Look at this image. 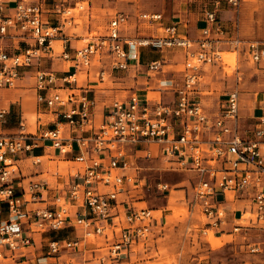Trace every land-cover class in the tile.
<instances>
[{
  "label": "built area",
  "instance_id": "2783aa9c",
  "mask_svg": "<svg viewBox=\"0 0 264 264\" xmlns=\"http://www.w3.org/2000/svg\"><path fill=\"white\" fill-rule=\"evenodd\" d=\"M227 2L239 9L241 0ZM137 17L145 23H157L162 34L126 36L123 29L129 15L118 12L108 21L104 34L87 37V42L76 48L73 55L64 49L62 56L73 61V71L62 77L52 70L37 71L38 103L62 116L69 132L76 127L89 135L66 138L63 124L43 128L38 133L27 132L22 121L18 133L0 131V257L4 258L6 249L15 253L34 245L33 233L57 232L67 227H80L84 235L82 239H50L48 256L61 258V264H79L71 251L92 235L104 238L107 257L113 262L119 263L131 254L137 244L147 240L156 219L149 208L121 200L128 186L138 180V166L128 157L139 144H158L159 152L172 163L173 169L195 175L194 197L189 206L194 211L199 208L205 215L207 229H218L227 221L219 196L225 200L249 198L250 207L242 211L240 219L249 215L251 221H264V101L254 127L242 129L238 87L229 92L215 115L209 114L196 97L201 67L220 60V44L230 43L235 51L248 54L254 62L260 63L264 62V41L227 38L217 10L205 12L207 23L195 38L181 28V23H166L161 12H141ZM60 33H63L62 26H52L44 19L41 2L21 0L12 14L0 13V37H19L29 44L15 53L0 46V86H16L20 68L39 61L43 53L54 52L52 42ZM145 47L178 48L186 53L187 72L183 84L176 88L177 99L174 103L153 104L137 94L128 100L116 99L103 122L95 128L92 103L85 92L79 95L76 92L81 89L77 74L83 70L87 73L94 61H98L101 69L96 77L104 81L109 69H130ZM161 66V60L148 63L153 71ZM168 83L171 88L175 86L173 80ZM9 113L8 108L0 109V128ZM42 141L50 142L63 156L72 152L73 142H76L82 149L76 159L82 162L86 161L85 151H90L89 163L74 175L65 190L70 203L32 207L46 201L44 194L50 187L34 179L25 184L16 183L14 173L20 172L18 160L42 146ZM146 157L152 156L148 153ZM41 162L40 156H34V164ZM130 168L135 172L127 173ZM158 187L163 191L170 189L169 183L161 182ZM62 198L65 201L66 196ZM75 208H84V211H74ZM121 211L123 217H120ZM240 228V225L234 227L235 230Z\"/></svg>",
  "mask_w": 264,
  "mask_h": 264
},
{
  "label": "rangeland",
  "instance_id": "374dc122",
  "mask_svg": "<svg viewBox=\"0 0 264 264\" xmlns=\"http://www.w3.org/2000/svg\"><path fill=\"white\" fill-rule=\"evenodd\" d=\"M36 1L44 4V19L52 21L46 15L48 14L46 2L44 0ZM215 1H219L221 16L229 28H232L234 16L235 18L240 16L241 35L246 39L264 40V0H241L239 9H235L227 0H80L73 5L74 8H68L66 13L63 14V33H60V36L52 42L54 56L60 58L64 49L73 52L76 47H81L86 43L87 37L91 35L104 34L109 19L118 12H124L130 16L128 26L124 28V30L127 29L124 33L128 35L134 33L135 30L139 31L138 28L142 24L136 18L143 11H160L164 13L167 19L171 20L180 15L184 21L182 27L185 30L186 28L189 31L190 29L191 31L196 30V26L203 18L206 8L214 7ZM244 2L249 7L248 10H244ZM185 21L187 25H185ZM191 34L193 35V33ZM65 39L69 40L64 41ZM165 50H175L179 54L182 53L178 49ZM227 50L230 51H223L220 60L216 64L202 65V68L206 67L210 71L207 74L203 73L205 76L201 80L202 83L209 79L212 81L218 79L224 84L223 89L213 87L212 89H205L203 92V96L209 100V103L204 102L210 108H213L214 101L220 95L228 92L232 87L236 88L238 86L236 76L242 77L238 86L242 97L246 95L259 101L258 97H260L261 91H264L260 87L256 88V85L259 86L264 80V63H256L248 54L237 52L234 48H227ZM151 51L152 49L147 48L145 55L148 57ZM231 52L235 53L236 56L235 65L232 64L234 54ZM152 55L160 54L154 53ZM224 56L229 58L231 65L224 62ZM72 63V61H64L63 68L68 69ZM94 63L96 64L92 65L88 71L95 74L99 70L97 66L100 64L98 61H94ZM240 65L241 67H239ZM186 67V61L183 57V62L177 69L183 71ZM25 70L29 73L24 74L25 78L17 87H3L0 90L25 89L26 91H34V88L36 89L35 78L29 79L30 76L35 75L30 73L34 69ZM42 70L48 69L42 65ZM246 71L250 74L243 73ZM86 75L85 70L77 74L80 85L86 79ZM124 76L123 71L114 70L107 72L104 81H100L97 77H92V79L98 83V89L109 91L113 95L110 100H126L136 85H145L146 79L141 78L139 82H134ZM145 91L147 90H141V93H145ZM91 93L89 91L90 95ZM148 95L152 98H159V92H149ZM253 100L249 102L251 107ZM261 100H264V94L261 95ZM34 101L36 100L34 99ZM100 109L97 111L99 118L102 117V113L103 115L107 113L106 110L102 111V107ZM47 110L50 111L51 109L48 108ZM24 111L28 121L27 131L29 132L37 131L38 122L41 121L42 124L47 126V123L54 118V114L51 113L49 115L37 114L36 105L29 110L28 106L24 104ZM53 113L55 112L53 111ZM19 121L18 114L13 113L10 120L2 125L0 131L7 134L18 133L20 130ZM57 154L58 151L51 148L48 150V154L42 157L43 162L49 165L44 171L43 177L49 178L52 185L58 182H68L72 177L71 174L76 172V169L72 168L73 165H77L76 163L64 161ZM137 163L142 167L137 175L138 180L133 185L128 186L129 190L121 195V200L125 199L137 207L152 208L163 205L170 199V205L166 211L168 223L166 229L161 227V223H158L159 227L156 229L154 227L147 240L137 244L134 247L135 250L120 259L119 263H111L107 258L105 264H264V221H251L249 220L250 216L246 215L243 220L236 222L238 223L236 225L241 226L238 230L231 228V230H227V233L221 235V232H218L217 229H207L208 219L199 208H196L195 211L192 210L186 201L188 192L192 195L191 182L195 180L192 172L174 170L170 163L164 162L160 157L139 159ZM29 165H31V162H29ZM160 182L169 183L170 190L163 191L159 189L158 184ZM178 189L181 191H176ZM236 208L237 206L235 210ZM162 213L161 210L154 211L152 215L159 219L162 217ZM211 233H214V235H210ZM77 234H80V231H74V233L64 231L59 236L68 235L73 238ZM87 242V245L92 246L103 244L102 238L97 235L90 236ZM104 251H102L101 257L106 254ZM88 259V257H85L82 261L78 259V262L79 264H85ZM93 264L104 263L95 262Z\"/></svg>",
  "mask_w": 264,
  "mask_h": 264
},
{
  "label": "crops",
  "instance_id": "0c3cea01",
  "mask_svg": "<svg viewBox=\"0 0 264 264\" xmlns=\"http://www.w3.org/2000/svg\"><path fill=\"white\" fill-rule=\"evenodd\" d=\"M21 0H2L1 4H0V13L2 15H10L14 12L15 6L17 5L18 2H20ZM28 3H37L40 1H36V0H25ZM46 2V9L48 14L47 17L50 18L52 21H48L50 23V25L52 26H62V28H64V20L63 19V14L66 13V10L70 7H75L73 5L77 4L80 0H44ZM246 1V0H243ZM244 6V10H248L249 7L246 6V3H243ZM208 10H217L219 19L222 21L223 25L225 26V30H226V37L229 39H232L234 37H239L241 39L244 40H260V39H255V38H251V39H246L241 35V30H240V21L241 18L240 16L236 17L234 16V21L232 23V28H229L227 24H225V21L223 20L222 16H221V10L219 8V1H215L214 7L211 8H206L205 12ZM143 12H160V11H143ZM205 12L203 13V18H201L200 22H198V26H196V30L194 29L193 31H190L186 28V30L182 27L183 26V19L180 15L175 16V19L171 20V19H167L166 16L165 17V21L166 23H171V22H179L181 23V28L183 30H185L189 36H191L192 38H195L198 36V33L200 31V29L202 27H204L206 25V20H205ZM141 13V12H140ZM162 13V12H161ZM164 14V13H163ZM139 15V14H138ZM137 15V16H138ZM264 18V16H263ZM138 22H140V24H142L138 29L135 30L134 33H130V35L124 33L126 32L127 29H123V34L126 36H131V37H135V36H139V35H157V34H162V29H159L158 24L157 23H153V24H149V23H145L141 20L138 19V17L136 18ZM110 20V19H109ZM129 22H130V16H129ZM128 22V24H129ZM128 24L125 26V28L128 26ZM185 25H187V22L185 21ZM143 26V27H142ZM193 33V35L191 33ZM11 33H15L14 30H11ZM69 39H65L64 41H67ZM264 41V40H262ZM0 46L4 47L9 53H15V52H19L24 50L26 47L29 46L28 43L23 42L21 38L19 37H14V36H7V37H0ZM77 48V47H76ZM75 48V49H76ZM147 48L152 49L151 52H149V56L147 57L145 55V50ZM227 48H234V45L230 44V43H222L219 46V52L220 54L223 51H230L227 50ZM170 49H178V48H170ZM66 50V49H65ZM182 53L179 54V52H176L175 50H159V49H155L152 47H145L142 48L140 50V56H139V60L134 61L133 65L130 69L123 71L124 73V77L125 78H130L131 80H133L134 82H139L140 79H146V83L144 86H139L136 85L135 89L132 91V93L130 94L129 98L133 95V94H139L138 96L141 97V99L143 101H148L149 103L153 104V103H157L159 101H163L165 103H174L175 100L177 99V92H176V88L180 87L183 84V79L186 75L187 72V68L184 69L183 71L178 70L177 67L183 62V57L186 61V53L181 50ZM70 55H73V53L75 52V50L73 52H70ZM240 52V51H239ZM154 53H159L160 55H152ZM184 56H183V55ZM155 60H161L162 61V66L159 70L153 71L150 70L148 68V63L151 61H155ZM64 61H72L69 59H65L62 55L60 56V58L55 57L54 56V52H49V53H43L41 58L39 59V61H35L32 65L30 66H26V67H21L20 68V77L17 81L16 86L17 87L19 85L20 82H22V80L25 78L24 74L27 72L25 69H34L33 71H31L30 73H34L35 75L30 76V80L34 79L36 77L37 71L39 69L42 70V65L44 67H46V69L48 70H52L55 71L57 73V75L59 77H62L64 75H66L68 72L73 71L74 68H72V64L69 66L68 69L63 68V62ZM219 61V60H218ZM217 61V62H218ZM73 62V61H72ZM216 62V63H217ZM216 63H205L203 65H214ZM262 63V62H260ZM264 63V62H263ZM96 64V63H94ZM93 64V65H94ZM41 66V67H40ZM96 66V65H95ZM97 68H99V70L101 69V64L99 66H97ZM109 71H111V69H109ZM121 71V70H118ZM112 72V71H111ZM209 71L208 68H202L200 70V81L197 85V98L200 99V101L203 103L206 111L209 114H217L219 113L220 109H221V104L222 102L227 98L229 92L234 89V87H232L228 92L223 93L222 95H220L213 103V108L208 107L209 105L206 104L205 102L209 103L208 98L203 96V92L205 91V89H212L213 87H220V88H224V84L221 80H216V81H212L211 79H209L208 81H205L204 83L201 82L202 78L205 76V74H207ZM29 73V72H27ZM96 73L95 74L93 72L88 71L87 75H86V79L83 80L82 85L79 84V80H78V86L81 87V89L76 90L77 94L79 95L80 93H84L87 95V98L90 100V103H92L91 105V110H92V114H93V120H94V126L95 128L99 127V125L103 122L105 115H103L102 113V117L99 118L98 117V113L97 111H99L100 107H102V111L106 112L109 110V108L111 107L112 103L116 100V99H111V97L113 98V95L110 94L109 91H105V90H100L97 88L98 83H96V81L94 79H92V77H96ZM205 73V74H203ZM244 74H250L248 71L243 72ZM94 74V75H93ZM156 77V78H154ZM239 79H242V77L240 76H236L235 79H237V84L239 86V83L241 80L238 81ZM98 79V78H97ZM175 81V86H173L172 88L169 85L168 81ZM236 81V80H235ZM168 84V85H167ZM237 86V87H238ZM3 87H8V88H14V87H9V86H0V88ZM168 87V88H167ZM260 87V89L264 90V80L261 84H259V86L256 85V88ZM239 88V87H238ZM63 90V89H61ZM141 90H147L145 91V93H141ZM89 91H91V95L89 94ZM149 92H159V98H152L149 97ZM264 94V91H261V94L259 95V101H257L254 98H250L249 96H243L242 94H240V124L242 126V129H246V128H251L254 127V125L257 122V118L260 115L261 111V106L263 105V101L261 100V95ZM90 96V97H89ZM128 98V99H129ZM34 99L36 101H34ZM126 99V100H128ZM254 99V100H253ZM253 100V105L252 107L250 106V101ZM23 101L24 103L22 104ZM205 101V102H204ZM24 104H26V106H28V109H32L34 107V105H36V113L37 114H46L49 115L54 114V118L53 120H51L50 122L47 123V126H45V124H42L41 121L38 122V129L36 132L33 133H38L41 129L43 128H55L56 126H59L61 124L64 125V127L66 128V132H65V136L66 138L75 136L77 134L80 135H89L90 133H81L80 130L76 127L73 128V130L71 132H69L68 129V125L66 124V120L58 115L56 112L53 113V110L51 109L50 111L47 110L49 107H46L45 104H39L37 101V90L34 88L33 90H25V89H19V90H8V91H1L0 90V109L1 108H8L10 110V113L7 117V121L10 120V118L12 117L13 113H17L18 114V121L20 119V121H22L25 125V129L27 131V118L25 117V111H24ZM46 107V108H43ZM50 109V108H49ZM101 110V109H100ZM39 118V117H38ZM20 121H19V127H20ZM5 123V124H6ZM43 125V127H41ZM29 132V131H27ZM43 145L39 146V147H35L31 152L24 154L20 157V159L18 160V167L20 169V172H15L14 173V177H16V183H28L31 179L34 180H42L44 182H46L48 184V186L50 187L48 189L47 192H45L44 194V198L46 201H41V202H37L35 204H32V207H42L45 206L47 204H51V203H70L69 202V198L67 196V194H65V190L68 187V183L74 178V175L78 172V171H83L85 169L86 164L89 163V158H90V151L86 150L85 151V162L82 161H78L76 159V156L81 153L82 149H79V146L76 142H73V146H72V152L69 153L67 156H63L61 154H59L58 152V156L61 157L60 159L64 160V161H69V162H73L76 163L77 165H73L72 168L76 169L75 173H72L68 182H58L55 185L51 184V181L49 180V178L47 177H43L44 176V171L47 169V167L49 165L45 164L42 160V162L39 165H35L33 163L34 160V156H40L45 157L48 154V150L52 148L50 142L47 141H42ZM55 149V148H53ZM155 149V152L157 153L156 156L151 154V150ZM57 150V149H55ZM58 151V150H57ZM130 152H132V154H129V157L131 159L132 162H136L135 164L138 166V173L141 170V166L138 165L137 161L139 159H144V158H148L146 157V155L148 153L151 154L152 157L150 158H158L160 157V159H162L164 162H168L167 161V157H164L163 155H161V153L159 152V145L156 143H151V144H139L137 146H135ZM142 154V155H140ZM29 162H31V165H29ZM172 165V163H170ZM174 165H176V163H173ZM41 166V167H40ZM39 167L41 168V170L39 169ZM175 170V169H174ZM178 171V170H177ZM127 173H134V168H130L126 171ZM194 179L193 182H191V189H192V195H190V193L188 192V196H186V201L187 203L190 205V202L192 200V198L194 197V189H193V185L196 183V177L193 174ZM161 183V182H160ZM65 187V188H64ZM64 188V190H63ZM190 188V187H189ZM188 188V189H189ZM170 190V189H169ZM186 190V189H185ZM176 191H181L180 189L176 190ZM125 194V193H123ZM170 195V194H169ZM168 195V196H169ZM61 196V198L64 196H66V199L64 201V199L60 198L59 201H57V198ZM220 197V201H222V205L225 207V211H226V223L223 224L220 228H218L217 230H219L218 232H221V235H224L225 233H227V230H231V228H234L236 224V222H238L239 220H241V214L242 211L244 210V208H249L250 207V202L251 200L249 198H234L231 200H225L222 198V196ZM127 201V200H126ZM142 202V201H140ZM248 204V205H247ZM170 205V199L167 200V203L163 204V205H158V207H152L149 208L151 210V213L154 211H163V215H162V219L161 218H157L154 220V226L153 229L155 227L158 228L159 224L161 223V227L165 228L167 222V214L166 211L168 210ZM30 206V205H29ZM154 206V205H152ZM237 206L236 210L235 207ZM243 206V207H242ZM190 207V206H189ZM74 211L78 210V211H84V208H78V209H73ZM165 212V213H164ZM123 212L121 211L120 213V217H123ZM5 216V213L4 215ZM155 217V216H154ZM175 227V225H173ZM80 227H67L65 229H62L60 231L57 232H36L33 233L34 236V245L29 246V247H25V248H21V250L16 251L15 253H11V251L7 250L4 252V258L0 259V264H61V258H55V257H51L48 256V245H49V241L52 238H57V239H82L83 235H84V230L83 229H78ZM166 229V228H165ZM73 232L76 231H80V234H77L75 237L70 238L68 235L67 236H63L60 237L59 234L61 232H69V231ZM100 238H102V240L104 239L102 236H100ZM82 245H80L75 251H71L72 254L75 256V258L79 259V260H83L85 257L89 258L87 261L85 262V264H93L95 262H100V263H104L106 262V260H104V262L102 260H100L101 258H108V251H107V247L102 244V245H98V246H92V245H87L88 242L87 240L82 241L81 243ZM106 250V251H104ZM102 251H104V253H106L104 255V257L102 256ZM69 255V254H67ZM64 258V257H62ZM77 259V261H78ZM110 260V259H109ZM111 263H113V260H110ZM122 263V262H121Z\"/></svg>",
  "mask_w": 264,
  "mask_h": 264
},
{
  "label": "bare ground",
  "instance_id": "6f19581e",
  "mask_svg": "<svg viewBox=\"0 0 264 264\" xmlns=\"http://www.w3.org/2000/svg\"><path fill=\"white\" fill-rule=\"evenodd\" d=\"M231 53H233V52H231ZM233 54H234V60H233V63L232 64L235 65V63H236V58L235 57L236 56H235V53H233ZM224 62L231 65V63H230L231 61L229 60L228 57H225L224 56ZM239 67H241V65ZM151 154L154 155V156H156L157 153L155 152V149H152L151 150ZM140 155H142V154H140ZM210 235H214V233H211Z\"/></svg>",
  "mask_w": 264,
  "mask_h": 264
}]
</instances>
